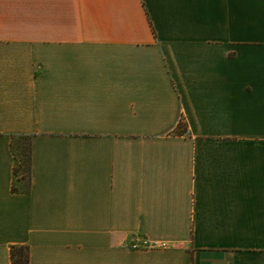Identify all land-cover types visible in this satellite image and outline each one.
I'll use <instances>...</instances> for the list:
<instances>
[{
	"label": "crops",
	"instance_id": "0c3cea01",
	"mask_svg": "<svg viewBox=\"0 0 264 264\" xmlns=\"http://www.w3.org/2000/svg\"><path fill=\"white\" fill-rule=\"evenodd\" d=\"M13 246L264 264V0H0V264Z\"/></svg>",
	"mask_w": 264,
	"mask_h": 264
},
{
	"label": "trees",
	"instance_id": "16d2710c",
	"mask_svg": "<svg viewBox=\"0 0 264 264\" xmlns=\"http://www.w3.org/2000/svg\"><path fill=\"white\" fill-rule=\"evenodd\" d=\"M179 133L181 132L179 131ZM31 140L30 136L17 135L12 137L11 145L16 160L15 176L18 178L21 173L27 182L31 164ZM14 191H18V189L14 188ZM11 264H30L29 249L25 246H13L11 248Z\"/></svg>",
	"mask_w": 264,
	"mask_h": 264
},
{
	"label": "built area",
	"instance_id": "2783aa9c",
	"mask_svg": "<svg viewBox=\"0 0 264 264\" xmlns=\"http://www.w3.org/2000/svg\"><path fill=\"white\" fill-rule=\"evenodd\" d=\"M176 126H177V129L180 130L182 134H186L188 132L187 125L183 117H180ZM141 247L144 249H149V248H152V245L148 243V241L142 240Z\"/></svg>",
	"mask_w": 264,
	"mask_h": 264
},
{
	"label": "rangeland",
	"instance_id": "374dc122",
	"mask_svg": "<svg viewBox=\"0 0 264 264\" xmlns=\"http://www.w3.org/2000/svg\"><path fill=\"white\" fill-rule=\"evenodd\" d=\"M21 158V157H20Z\"/></svg>",
	"mask_w": 264,
	"mask_h": 264
}]
</instances>
